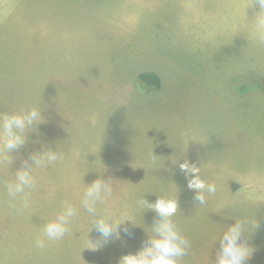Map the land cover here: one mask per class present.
Wrapping results in <instances>:
<instances>
[{
    "label": "rangeland",
    "instance_id": "obj_1",
    "mask_svg": "<svg viewBox=\"0 0 264 264\" xmlns=\"http://www.w3.org/2000/svg\"><path fill=\"white\" fill-rule=\"evenodd\" d=\"M258 11L255 0H0V113L41 102L46 121L11 166L0 155V264H118L152 234L156 213L136 201L159 195L178 198L173 219L191 242L183 264H212L236 217L257 220L242 238L254 249L245 264H264ZM43 144L64 159L35 169L30 207L14 212L3 184ZM185 159L216 184L204 205L179 168ZM101 175L114 185L101 209L136 226L96 250L90 241L102 238L81 209L62 240L37 248L63 202L79 207Z\"/></svg>",
    "mask_w": 264,
    "mask_h": 264
},
{
    "label": "clouds",
    "instance_id": "obj_2",
    "mask_svg": "<svg viewBox=\"0 0 264 264\" xmlns=\"http://www.w3.org/2000/svg\"><path fill=\"white\" fill-rule=\"evenodd\" d=\"M259 11L252 20L257 36L264 41V0H255ZM45 116L39 104L28 106L19 111L13 110L0 113V155L4 163L11 166L14 158L13 152H18L29 141L31 133L38 132V126L45 123ZM155 155V154H154ZM28 160L22 162V166L12 173L13 179L6 181L3 188L8 197L10 210L23 211L30 207L32 192L37 188V177L33 174L37 168H47L64 159V155L58 148L43 144L42 150L34 151ZM175 163L176 160H173ZM179 168L185 173L187 187L194 193V200L198 205H204L207 198L216 193L217 187L214 182H208L201 177V167H197L188 159L179 163ZM113 179L100 178L86 185L81 196L79 207L70 201H65L55 214L54 218L48 220L43 227V237L35 244L37 248L44 249L47 242L62 240L70 230V224L77 217L80 210L87 214L90 225H94L95 231L102 239L92 242L98 250L111 242L112 239H121V227L128 232L126 222L131 219L126 213H121L118 219L107 210H102L101 205L113 194ZM137 207H146L147 210L156 213L151 230L143 246L135 253L123 255L118 264H183V258L188 255L191 247L189 238L183 234L173 217L177 214L179 207L178 198L159 195L155 202L148 201L145 197L136 201ZM258 226L246 217H236L234 222L224 225L219 236V250L212 264H245L254 252V249L242 239L245 234ZM92 231V229H91Z\"/></svg>",
    "mask_w": 264,
    "mask_h": 264
},
{
    "label": "trees",
    "instance_id": "obj_3",
    "mask_svg": "<svg viewBox=\"0 0 264 264\" xmlns=\"http://www.w3.org/2000/svg\"><path fill=\"white\" fill-rule=\"evenodd\" d=\"M140 77L143 79V80H145V81H147V82H149V83H153V84H156L157 86L160 84V82H161V79H160V77L158 76V75H156V74H150V73H148V72H144V73H142L141 75H140Z\"/></svg>",
    "mask_w": 264,
    "mask_h": 264
},
{
    "label": "crops",
    "instance_id": "obj_4",
    "mask_svg": "<svg viewBox=\"0 0 264 264\" xmlns=\"http://www.w3.org/2000/svg\"><path fill=\"white\" fill-rule=\"evenodd\" d=\"M133 253V252H132ZM125 255V254H129V253H126V251L125 250H122V252L120 253V255Z\"/></svg>",
    "mask_w": 264,
    "mask_h": 264
}]
</instances>
